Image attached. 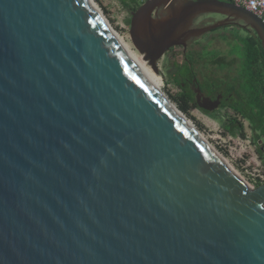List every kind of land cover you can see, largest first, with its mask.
Wrapping results in <instances>:
<instances>
[{"label":"water","instance_id":"1","mask_svg":"<svg viewBox=\"0 0 264 264\" xmlns=\"http://www.w3.org/2000/svg\"><path fill=\"white\" fill-rule=\"evenodd\" d=\"M167 6L168 16L153 13ZM264 24L223 0H148L130 37L171 48ZM130 59L88 0H0V264H264V184Z\"/></svg>","mask_w":264,"mask_h":264},{"label":"flooded vegetation","instance_id":"2","mask_svg":"<svg viewBox=\"0 0 264 264\" xmlns=\"http://www.w3.org/2000/svg\"><path fill=\"white\" fill-rule=\"evenodd\" d=\"M146 1L148 0H144V3ZM173 1L183 4L198 0ZM143 4L136 7L133 15ZM168 14L169 10L165 5L157 9L153 17L157 19ZM220 23L226 26L200 36L188 37L184 44L171 48L163 59L171 72L176 62L174 55H178L179 96L183 112L198 111L206 116L216 117L224 121L227 130L240 128L243 133L246 126H251L245 114L249 111V98L248 72L244 62L245 44L253 36V31L235 19L219 14L197 16L189 29L203 30ZM253 141L257 145L255 153L264 172V138L257 139V134L253 132Z\"/></svg>","mask_w":264,"mask_h":264},{"label":"rangeland","instance_id":"3","mask_svg":"<svg viewBox=\"0 0 264 264\" xmlns=\"http://www.w3.org/2000/svg\"><path fill=\"white\" fill-rule=\"evenodd\" d=\"M93 1L96 3L105 18L113 26L115 31L119 33L121 38H123L138 55L143 57L134 47L130 37L131 20L136 4L131 0ZM143 3L144 0H137V4L140 5ZM147 65L152 69L148 63ZM158 65L159 73L156 74L162 79V91L178 105L175 98L180 95V87L171 77H169L171 68L164 63V59L161 60ZM187 114L227 152H229L242 166H244L256 179L259 181L264 180V172H262L261 161L257 158L255 153L257 145L253 141L251 126H246L243 133L241 131H237L233 134L227 130L226 127H224V121L221 119L206 116L198 111Z\"/></svg>","mask_w":264,"mask_h":264},{"label":"trees","instance_id":"4","mask_svg":"<svg viewBox=\"0 0 264 264\" xmlns=\"http://www.w3.org/2000/svg\"><path fill=\"white\" fill-rule=\"evenodd\" d=\"M137 4V0H131ZM229 2V0H228ZM135 7V9H136ZM246 45V56H245V69L248 72V107L246 117L251 123V127L254 133L257 134V139L264 138V47L256 35L253 32V36L250 37V40L247 41ZM176 62L174 63V68H172L169 73L176 84L179 85L178 70L179 64L177 63V54ZM175 101L178 103L180 110H184V107L181 103L180 96L175 98ZM235 129V130H234ZM228 129L231 133L239 132L240 128ZM264 183L259 182L257 187Z\"/></svg>","mask_w":264,"mask_h":264},{"label":"bare ground","instance_id":"5","mask_svg":"<svg viewBox=\"0 0 264 264\" xmlns=\"http://www.w3.org/2000/svg\"><path fill=\"white\" fill-rule=\"evenodd\" d=\"M90 2L91 6L94 8V10L98 13L101 20L107 27L108 31L111 33V35L114 37V39L117 41V43L121 46V48L124 50V52L130 57V59L139 67V69L161 90V83L162 79L160 76H158L143 60V58L138 55L126 41L121 38L119 33L115 31L113 26L110 24V22L105 18L103 13L100 11V9L97 7L96 3L93 0H88ZM164 79V78H163Z\"/></svg>","mask_w":264,"mask_h":264},{"label":"built area","instance_id":"6","mask_svg":"<svg viewBox=\"0 0 264 264\" xmlns=\"http://www.w3.org/2000/svg\"><path fill=\"white\" fill-rule=\"evenodd\" d=\"M230 3L234 4L239 8H244L256 17L262 20L264 24V0H229ZM264 183V180L260 181Z\"/></svg>","mask_w":264,"mask_h":264}]
</instances>
